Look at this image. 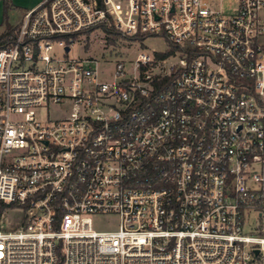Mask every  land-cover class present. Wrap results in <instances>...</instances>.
Masks as SVG:
<instances>
[{
  "label": "built area",
  "instance_id": "built-area-1",
  "mask_svg": "<svg viewBox=\"0 0 264 264\" xmlns=\"http://www.w3.org/2000/svg\"><path fill=\"white\" fill-rule=\"evenodd\" d=\"M13 26L0 264H264V0H42ZM103 26L178 49L70 55Z\"/></svg>",
  "mask_w": 264,
  "mask_h": 264
},
{
  "label": "rangeland",
  "instance_id": "rangeland-1",
  "mask_svg": "<svg viewBox=\"0 0 264 264\" xmlns=\"http://www.w3.org/2000/svg\"><path fill=\"white\" fill-rule=\"evenodd\" d=\"M225 4H228L231 0H223ZM13 22H16L20 19L18 13H13L11 16ZM12 26L16 23H11ZM6 29V23L1 25L0 31ZM168 48V43L164 37L159 35H150L145 38L143 42L133 41L126 38H120L118 43L114 46H110L106 39V33L102 30H95L89 33H84L80 35L79 39L74 42L70 55L88 58L95 57L100 61L104 57L109 56L112 52L109 50H114L112 55L118 56L119 52L128 50L127 55L131 58H134L137 51L146 50L149 53L165 51ZM109 49V50H108ZM60 51L59 48L56 49V52ZM119 51V52H118ZM112 67V66H111ZM111 67L108 68L111 69ZM38 113L41 117H45L47 111L45 109H39ZM22 218V211L19 208H13L8 210L2 218V226L7 230H13L19 227V222ZM95 227L99 230L105 229H115L118 227L119 219L114 215H101L95 218Z\"/></svg>",
  "mask_w": 264,
  "mask_h": 264
},
{
  "label": "trees",
  "instance_id": "trees-1",
  "mask_svg": "<svg viewBox=\"0 0 264 264\" xmlns=\"http://www.w3.org/2000/svg\"><path fill=\"white\" fill-rule=\"evenodd\" d=\"M16 8H17V6L14 5L11 2V0H4V18H3V22L0 23V27H1V25L5 24L6 20L9 18L10 10L11 9H16ZM103 27H104V31L106 33L107 42L109 44H112V45H116L118 43L119 39L122 38V37L126 38V39L128 38V39L133 40V41H141V42H143L146 37L151 35V34H138V35H134V36H129V35L123 34L119 30H116L112 26L111 27L103 26ZM15 28H16V26H10V27L6 28L5 30L0 31V46L1 45H5L7 43L8 36L11 33L14 32ZM89 32H92V29L86 30L85 32L81 31L79 33L73 34L72 36H64V38L67 40V43L70 44L72 38L73 39H78L80 34L89 33ZM166 41L168 43L169 48L166 49L165 51L157 52L158 56H160V57H164V56H166V55H168L170 53L175 52L178 49V47L170 39L167 38Z\"/></svg>",
  "mask_w": 264,
  "mask_h": 264
},
{
  "label": "crops",
  "instance_id": "crops-1",
  "mask_svg": "<svg viewBox=\"0 0 264 264\" xmlns=\"http://www.w3.org/2000/svg\"><path fill=\"white\" fill-rule=\"evenodd\" d=\"M41 1L42 0H11V2L14 5H16L17 8L10 10L9 18L5 22L6 28L12 26L11 23H17L22 18L26 10L36 7ZM13 13H18L20 15V19H18L16 22H13L11 19ZM3 18H4V0H0V23L3 22Z\"/></svg>",
  "mask_w": 264,
  "mask_h": 264
},
{
  "label": "water",
  "instance_id": "water-1",
  "mask_svg": "<svg viewBox=\"0 0 264 264\" xmlns=\"http://www.w3.org/2000/svg\"><path fill=\"white\" fill-rule=\"evenodd\" d=\"M67 50L69 49V46H67V48H66Z\"/></svg>",
  "mask_w": 264,
  "mask_h": 264
}]
</instances>
